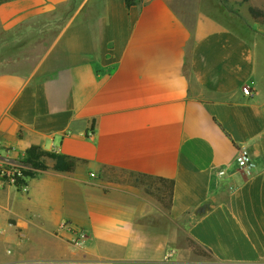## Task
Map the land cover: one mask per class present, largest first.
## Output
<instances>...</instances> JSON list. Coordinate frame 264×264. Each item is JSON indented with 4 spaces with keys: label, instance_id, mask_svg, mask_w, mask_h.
Listing matches in <instances>:
<instances>
[{
    "label": "crops",
    "instance_id": "1",
    "mask_svg": "<svg viewBox=\"0 0 264 264\" xmlns=\"http://www.w3.org/2000/svg\"><path fill=\"white\" fill-rule=\"evenodd\" d=\"M212 1L0 4V264H264V23Z\"/></svg>",
    "mask_w": 264,
    "mask_h": 264
},
{
    "label": "built area",
    "instance_id": "2",
    "mask_svg": "<svg viewBox=\"0 0 264 264\" xmlns=\"http://www.w3.org/2000/svg\"><path fill=\"white\" fill-rule=\"evenodd\" d=\"M244 92L247 95H251V89L248 86L244 87ZM1 145L2 143L0 142V146ZM237 165L246 174H251L254 164L251 162L250 153L246 148L240 149L237 158ZM26 171V166L15 164L13 162H8L6 165H3L0 168L1 176L4 177V179L7 180L11 185L20 188L24 186V182L27 177ZM225 174V170L219 172L220 176H224ZM59 229L60 231H66L71 236L70 243L77 248H83L90 238L89 233L85 229L77 227L69 222H64ZM4 233V229L0 226V236L4 235ZM175 254L176 253L174 250H169L165 255V262L169 263L172 261L175 257Z\"/></svg>",
    "mask_w": 264,
    "mask_h": 264
},
{
    "label": "trees",
    "instance_id": "3",
    "mask_svg": "<svg viewBox=\"0 0 264 264\" xmlns=\"http://www.w3.org/2000/svg\"><path fill=\"white\" fill-rule=\"evenodd\" d=\"M8 0H0V4L7 2ZM137 0H126L127 6H131L136 3ZM245 3L248 4V12L251 18L257 23H264V8H259L257 6L249 4V0H243ZM41 153L37 148H32L27 156V160L31 159V164L36 165L34 159H38ZM57 159L55 170L57 171H65V172H72L75 170L78 159L71 158L68 156H55ZM33 160V161H32ZM26 175H28V171H26ZM188 244L195 255L199 257H207L212 258L211 254L207 249L201 246L199 243L194 241L193 239H188Z\"/></svg>",
    "mask_w": 264,
    "mask_h": 264
},
{
    "label": "rangeland",
    "instance_id": "4",
    "mask_svg": "<svg viewBox=\"0 0 264 264\" xmlns=\"http://www.w3.org/2000/svg\"><path fill=\"white\" fill-rule=\"evenodd\" d=\"M11 1V0H8ZM7 1V2H8ZM197 3H211L214 4L212 0H195ZM217 7L220 13L225 12L226 14V21L231 25H235L232 21H237L238 19L248 25L250 23V14L247 11V3L243 0H220V2H216ZM232 19V20H231ZM257 25L255 28L257 29ZM141 180L150 183L152 179L140 177ZM9 253V252H8Z\"/></svg>",
    "mask_w": 264,
    "mask_h": 264
}]
</instances>
